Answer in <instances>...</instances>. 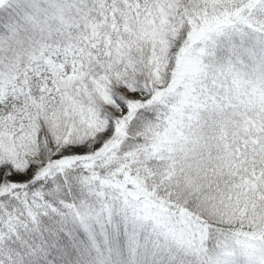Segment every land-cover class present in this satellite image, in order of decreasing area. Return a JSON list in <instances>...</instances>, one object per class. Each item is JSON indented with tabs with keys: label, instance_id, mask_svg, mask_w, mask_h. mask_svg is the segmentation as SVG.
<instances>
[{
	"label": "snow or ice",
	"instance_id": "6c2138e0",
	"mask_svg": "<svg viewBox=\"0 0 264 264\" xmlns=\"http://www.w3.org/2000/svg\"><path fill=\"white\" fill-rule=\"evenodd\" d=\"M0 264H264V0H0Z\"/></svg>",
	"mask_w": 264,
	"mask_h": 264
}]
</instances>
